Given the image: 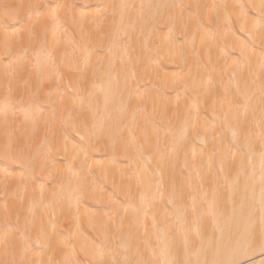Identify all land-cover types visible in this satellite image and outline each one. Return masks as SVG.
<instances>
[{"label": "bare ground", "instance_id": "1", "mask_svg": "<svg viewBox=\"0 0 264 264\" xmlns=\"http://www.w3.org/2000/svg\"><path fill=\"white\" fill-rule=\"evenodd\" d=\"M0 264H264V0H0Z\"/></svg>", "mask_w": 264, "mask_h": 264}]
</instances>
